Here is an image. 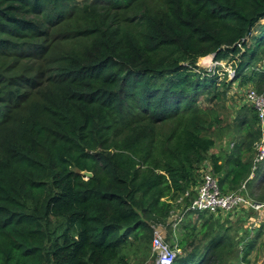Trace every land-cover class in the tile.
<instances>
[{"label": "trees", "instance_id": "obj_1", "mask_svg": "<svg viewBox=\"0 0 264 264\" xmlns=\"http://www.w3.org/2000/svg\"><path fill=\"white\" fill-rule=\"evenodd\" d=\"M78 1L0 0V264H128L173 202L190 205L205 162L222 193L252 180L239 151L211 152L218 119L197 99L254 80L264 0ZM210 55L233 64L229 83L198 65ZM189 225L180 252L206 230ZM226 242L173 264H221Z\"/></svg>", "mask_w": 264, "mask_h": 264}, {"label": "rangeland", "instance_id": "obj_2", "mask_svg": "<svg viewBox=\"0 0 264 264\" xmlns=\"http://www.w3.org/2000/svg\"><path fill=\"white\" fill-rule=\"evenodd\" d=\"M78 2L80 3L81 0ZM250 47L252 48L251 45ZM213 59V55L202 58L198 61V65L205 70L215 68L216 73L222 74L223 78H226V76L230 77L226 80L229 83L234 72L233 64L227 60L215 62ZM255 59L250 62L248 70L243 73L246 79L251 76L254 77V80L248 85H240V80L232 82L226 88L219 87V92L224 93L220 101H209L211 96L204 93L203 96L200 95L198 97L197 104L201 108H209V120L212 119V116L218 119V123L214 124L211 131V136L216 141V146L211 152L224 156L225 154H233L239 151L242 158L249 160L252 168H255L252 173L257 168L260 170V172L258 171L259 174L253 173L254 175H251L250 184H246V195L251 201L262 203L264 201L258 200L261 197L264 198V159L258 163L254 162L257 158V148L261 144L262 131L259 124L253 122L252 108L244 101V95L248 89L255 88L260 90L264 87V79L260 76L261 72H264V55L259 57V59ZM260 81L263 82L260 84ZM237 189L226 194L237 192ZM175 223L177 225L173 228ZM183 224H190V227H188L189 232H192L191 229L195 230V232L201 230L203 224L206 225V230L204 235H199L197 239L193 238V245L186 244L185 249L181 250L179 257L189 254L194 246L202 249L212 237L224 234L227 242L226 247L221 250L222 258L219 259V263L239 264L244 255L245 244L249 240H253L254 250L249 256L250 264H264V233L257 241L253 239L257 235L258 230L264 232V213L262 212L242 207L232 212H218L212 216H203L199 222V219L187 217L184 204L179 199L177 202L172 203L169 218L165 223L154 224L152 231L153 228L158 227L165 241L175 244L176 239L181 240L184 234L182 231ZM211 227L214 234L210 233ZM206 235L208 237L204 239ZM130 251L133 253L127 259L128 264H155L156 256L151 252L150 243L145 255L139 254L137 244L130 248ZM201 252L203 253V250ZM215 261L216 258L213 257L212 264H215Z\"/></svg>", "mask_w": 264, "mask_h": 264}, {"label": "built area", "instance_id": "obj_3", "mask_svg": "<svg viewBox=\"0 0 264 264\" xmlns=\"http://www.w3.org/2000/svg\"><path fill=\"white\" fill-rule=\"evenodd\" d=\"M244 101L255 111L262 131L261 144L257 148V158L254 160L255 163H258L264 159V87L260 90L255 88L248 89L244 95ZM199 174L200 182L195 189V198L185 209V212L214 215L218 212H232L242 207H248L253 211L264 213V202L251 201L246 195L244 184L241 185L237 192L222 193L218 179L212 174L211 166L208 162L201 166ZM176 225L177 223L173 224V228ZM150 245L152 254L156 256L155 264H173L180 254L177 244L167 243L158 227L153 228Z\"/></svg>", "mask_w": 264, "mask_h": 264}, {"label": "water", "instance_id": "obj_4", "mask_svg": "<svg viewBox=\"0 0 264 264\" xmlns=\"http://www.w3.org/2000/svg\"><path fill=\"white\" fill-rule=\"evenodd\" d=\"M81 175L84 176L86 180L92 177V174L87 171L81 172Z\"/></svg>", "mask_w": 264, "mask_h": 264}, {"label": "bare ground", "instance_id": "obj_5", "mask_svg": "<svg viewBox=\"0 0 264 264\" xmlns=\"http://www.w3.org/2000/svg\"><path fill=\"white\" fill-rule=\"evenodd\" d=\"M210 59V58H209Z\"/></svg>", "mask_w": 264, "mask_h": 264}, {"label": "clouds", "instance_id": "obj_6", "mask_svg": "<svg viewBox=\"0 0 264 264\" xmlns=\"http://www.w3.org/2000/svg\"><path fill=\"white\" fill-rule=\"evenodd\" d=\"M253 174V173H252Z\"/></svg>", "mask_w": 264, "mask_h": 264}]
</instances>
